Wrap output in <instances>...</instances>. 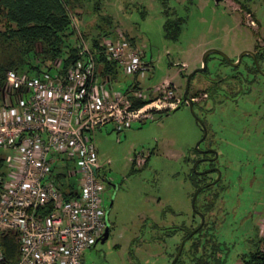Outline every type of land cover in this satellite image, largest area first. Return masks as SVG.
<instances>
[{"label":"rangeland","instance_id":"rangeland-1","mask_svg":"<svg viewBox=\"0 0 264 264\" xmlns=\"http://www.w3.org/2000/svg\"><path fill=\"white\" fill-rule=\"evenodd\" d=\"M168 3L186 18L176 40L164 38L160 0L103 2L102 13L111 18V30L133 37L135 47L144 52L142 58L149 67L139 86L147 92L167 81L175 95L182 96L183 74L200 66L206 50L218 49L235 61L244 50L264 44V0ZM95 21L100 23L98 16L83 14L77 23L94 35ZM221 58L210 53L206 71L196 72L190 80V91L213 79L222 78L221 85L235 80L227 76L233 71ZM251 60L243 55L236 66L241 73L239 88L246 93L234 101L209 103L208 111L195 110L209 128L205 141L211 140L220 150L215 164L221 176L218 187L200 192L195 199L196 210H201L203 198L217 190L213 213L205 215V226L196 234L197 251L189 252L187 242L175 264H190L195 256L206 264H242L243 254L254 249L264 233V76L247 82ZM182 63L186 64L183 73ZM260 65L264 67V61ZM49 71L53 73L52 68ZM130 82V75L117 71L113 89ZM201 134L186 104L154 112L152 119L133 122L120 132L110 123L97 130L93 142L98 158L106 179L115 187L108 185L102 194L110 223L108 235L84 251L83 264H171L184 227L200 223L192 208L195 189L187 159ZM75 180L72 177L71 182Z\"/></svg>","mask_w":264,"mask_h":264},{"label":"built area","instance_id":"built-area-1","mask_svg":"<svg viewBox=\"0 0 264 264\" xmlns=\"http://www.w3.org/2000/svg\"><path fill=\"white\" fill-rule=\"evenodd\" d=\"M77 48L65 68L60 58L55 61L53 73L5 72L0 237H14L17 258L8 263L0 242V264H83L84 251L103 236L108 222L105 175L93 135L109 123L120 132L180 102L170 82L151 92L139 86L149 63L120 30L93 45L79 34ZM104 62L115 72L100 74ZM117 71L132 77L123 89H113ZM133 99L145 101L135 106Z\"/></svg>","mask_w":264,"mask_h":264},{"label":"trees","instance_id":"trees-1","mask_svg":"<svg viewBox=\"0 0 264 264\" xmlns=\"http://www.w3.org/2000/svg\"><path fill=\"white\" fill-rule=\"evenodd\" d=\"M104 1L0 0V89L4 84L5 72L8 69L18 68L31 73L43 71V68L49 70L59 58L64 68L68 66L77 56L79 34L93 45L100 38L115 33L113 29L111 30V18L102 13ZM160 1L164 15L162 24L164 38L176 40L186 18L178 15L169 5L168 0ZM83 14L99 17L100 23L99 21L94 23L96 28L94 35L88 33V28L86 30L85 27V29L78 27L77 22H81ZM141 14H145L144 9ZM71 37L74 38L73 41ZM127 38L135 43L133 37ZM102 67L98 70L100 74L115 72L109 63L104 62ZM125 87L126 84L122 89ZM155 96L156 94L153 93L149 97L153 99ZM144 101L133 99L132 102L135 106H140ZM1 167L2 159L0 158V171ZM203 180V177L199 178L196 174H190L193 186H198ZM215 195L216 193L213 198ZM212 207L213 203L205 201L201 210L207 213ZM204 226L205 224L197 233L200 234ZM0 242L6 261L14 262L17 258V243L14 237L9 234L4 235L0 237ZM198 247V239L195 236L191 237L189 252H196ZM203 255L204 251L200 256ZM190 260L196 264H206L201 257L195 256ZM241 260L242 264H264V233L256 241V247L243 254Z\"/></svg>","mask_w":264,"mask_h":264},{"label":"flooded vegetation","instance_id":"flooded-vegetation-1","mask_svg":"<svg viewBox=\"0 0 264 264\" xmlns=\"http://www.w3.org/2000/svg\"><path fill=\"white\" fill-rule=\"evenodd\" d=\"M217 2H218V0H216V3ZM134 42H135V40H134ZM210 49L218 50V49H215V48H210ZM210 49H208V50H210ZM208 50H206V51H208ZM218 51H220V50H218ZM244 51H248V52H246L244 54L241 53L242 55H241L240 59H239V56H240L239 55L235 61L234 60H231L226 54L225 55L228 57V60L226 58H224L218 52H214V51L210 52V53H217L218 55H220L222 57L221 59L224 62H228L230 64L233 72L231 74L227 75V76H231L235 80L229 82L228 84L225 83V85L224 84L221 85L222 78H218V80L213 79V80H211L209 82H206L202 87H199L198 89H194V90L190 91V80L192 79V77L194 76V74L196 72H205L206 71V67H207L206 65L207 64L205 65V69L203 71H196L197 69H199V68H201L203 66L202 58H201V64H200V66L198 68H196L195 70L192 71L194 73L191 75L190 80H189L187 95L190 97V99L193 102V111H194V114H192V115L196 119V123L198 124V126H199V128L201 130V133H202L201 134V137L198 139V141H196L194 148H192V150H193V152L191 153L192 155H189V157L187 159V161H189V163H190V170H189L190 171V174L191 173L192 174H196L199 178L200 177H203V179H204L202 182H200L198 184V186H193L195 190L197 188L201 187V189L199 190V192L197 193V195L200 192H203V190L204 191L205 190H210L211 188L216 187L217 184L219 183L220 177H219L218 180L215 181V179L217 177V171L215 169H218V167L216 166L215 162L217 161L218 154H219L220 150L218 149V146L215 143H213L211 140L205 141L207 139V137H208L209 128L207 126L206 121L204 119H202V117L199 114H197L195 112V110L196 109H200L202 111V110L205 109L206 111H208V110L211 109V108H209V107H211L209 103H213V102L214 103H217V102H222L224 100L234 101V100H236V98L239 95L246 93L242 89L239 88V86H240L239 83L241 81L240 80H237V79L241 75V73H239L238 71H236L237 70L236 66H238L240 64L243 55H248L250 58H252L251 65L250 66H247V68H246V73L250 74V76H251L250 79H247V82L254 81L257 75L264 76V67H262L260 65L261 62L264 61V44L262 46H260V45L258 46V44H255V50L250 49V50H244ZM249 52H251L253 55L250 54ZM210 53H208V55L206 56V62H207V59L210 56ZM185 69H186V64L185 63H182L180 65V72L183 73V71ZM188 75L187 74H183V76L186 77V79H187V76ZM185 86H186V84H185ZM184 89H185V87H184ZM151 91H148V92H151ZM221 95H223V97H221ZM179 97H180V102H179V104L177 105L176 108L181 107L183 104H186L182 100V96H179ZM176 108H174V109H176ZM213 152H216L217 153V157L214 160H210V158H212L214 156V153ZM194 162H197V164L195 166V169L196 170L193 169ZM201 164H205V165L202 166ZM204 169H212V170L209 171V172H207V173H203V174L197 173V171H202ZM101 171L103 172V169H101ZM220 176H221V171H220ZM189 177H190V175H189ZM108 185H111V186L115 187L113 184H110V182L106 179V175H105L103 191L106 189V187ZM220 189H222V188L220 187ZM215 193L217 195V190L215 192L213 191L212 193H209V195L206 196L208 199L206 197L203 198L204 199V202L206 201L208 203H213V207H214V200L216 199V195H215V198H213V197H214V194ZM197 195H196V197H197ZM213 207L207 213H203L202 210H198L203 215V223H202V225L199 228H198V226L196 227L197 224L195 226L192 225L190 227H184V233H183V236H182L181 240L184 239L192 230H194V229H197V230L185 241V243H184V245L182 247L181 253L183 251V248H184L185 244L187 242L190 243V238L193 237V236L196 237V234H199V233H197L198 230H200V228L203 226V224H205V219H204L205 215H207V216L212 215V213H213ZM106 216H107V214H106ZM198 217H199L198 219L201 222V218H200L199 215H198ZM107 221H108V219H107ZM106 228L109 231V228H110L109 221L107 222ZM175 232H176V229H174L173 231H170V233H175ZM102 238H103V236L101 238H99L98 240H96L91 247H93L96 244V242L101 241ZM178 247H179V244L176 246L175 253L177 252ZM181 253L178 256V258L175 260V263L179 261V259H180L179 257L181 256ZM174 256H175V254H174ZM174 256H173V258H174ZM189 263L190 264H196L194 261H191V260H189Z\"/></svg>","mask_w":264,"mask_h":264},{"label":"water","instance_id":"water-1","mask_svg":"<svg viewBox=\"0 0 264 264\" xmlns=\"http://www.w3.org/2000/svg\"><path fill=\"white\" fill-rule=\"evenodd\" d=\"M212 51H214V52H218L219 54H221L224 58H226L227 60H228V57L224 54V53H222V52H220V51H218V50H214V49H210V50H208V51H206L204 54H203V57H202V63H203V66L201 67V68H199V69H197L196 71H203L204 69H205V65H206V56L208 55V53H210V52H212ZM246 52H248V51H244V52H242V54H244V53H246ZM250 54H252L251 52H249ZM242 54H240V56H239V59H240V57H241V55ZM253 55V54H252ZM238 59V60H239ZM194 72H191L188 76H187V79H186V86H185V89H184V91H183V93H182V100L189 106V108H190V111L192 112V114H194V111H193V102H192V100L190 99V97L187 95V92H188V84H189V80H190V77H191V75L193 74ZM214 153V156L212 157V158H210V160H214V159H216V157H217V153L216 152H213ZM196 164H197V162H194V164H193V169H195V166H196ZM213 169V168H212ZM212 169H204V170H202V171H197V173H199V174H203V173H207V172H209V171H211ZM196 170V169H195ZM216 171H217V177H216V179H215V181L216 180H218L219 179V177H220V170L219 169H215ZM213 183V182H212ZM201 189V187H199V188H197L195 191H194V193H193V195H192V199H191V203H192V208L195 210V212L200 216V218H201V222H200V224L198 225V228L202 225V223H203V215H202V213L200 212V211H198V210H196V208H195V198H196V195H197V193L199 192V190ZM197 229H194V230H192L184 239H182L181 240V242H180V244H179V247H178V250H177V252H176V254H175V256H174V258L172 259V261H171V264H174L175 263V260L178 258V256L180 255V253H181V250H182V247H183V245H184V243H185V241L196 231ZM107 234H108V229L106 228L105 229V231H104V234H103V238H102V240L101 241H103V240H105L106 239V237H107Z\"/></svg>","mask_w":264,"mask_h":264},{"label":"crops","instance_id":"crops-1","mask_svg":"<svg viewBox=\"0 0 264 264\" xmlns=\"http://www.w3.org/2000/svg\"><path fill=\"white\" fill-rule=\"evenodd\" d=\"M101 129V128H100ZM100 129H98V130H100ZM96 133H97V131H96Z\"/></svg>","mask_w":264,"mask_h":264}]
</instances>
